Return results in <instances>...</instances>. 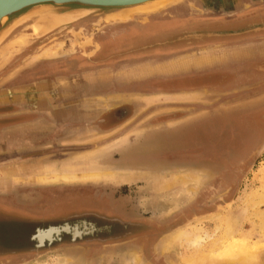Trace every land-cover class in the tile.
Segmentation results:
<instances>
[{"label": "rangeland", "instance_id": "obj_1", "mask_svg": "<svg viewBox=\"0 0 264 264\" xmlns=\"http://www.w3.org/2000/svg\"><path fill=\"white\" fill-rule=\"evenodd\" d=\"M187 3L193 6L191 0H183L161 11L125 21L88 15L72 21L71 31L65 30L55 36V30L39 32L34 22L29 20L16 26L0 42V100L6 103V106H0V126H8L15 120L21 122L24 116H19L25 115L22 110L39 109L44 105H47L48 111L34 110L25 120L64 125L67 119H71L70 115L61 117V113L57 112L59 115L52 118L50 109L55 111L68 103L78 104L77 107L83 109L82 112L77 111L78 119L92 118L85 110L90 107L88 103L90 105L95 89L101 93H108L109 90L139 93L134 96L135 102L130 107L133 121L146 118L167 122L179 116L188 119V114H194L192 125H197V128L193 126L190 129L183 126L188 121L181 126L167 122L164 129H157L138 124L122 133L125 138L110 145L92 142L93 132L86 129L83 137L80 135L72 139L65 131L62 141L53 139L50 143H42L40 134H35L33 138L19 134L14 137L12 129L1 130V202L7 203L8 196L14 192L18 201L34 197L37 185L31 180L35 177L39 179L49 170L60 172L68 169L78 174L86 167H93V170L102 172L97 179L67 180L71 184L61 183L58 187H78L91 192L89 200L83 202L85 207L75 212L80 217L95 210L91 202L102 194L105 199L116 203L111 211H115L124 222L108 220L106 224L102 220L88 218L99 228L93 238L106 239L105 243L88 244L92 235L85 234L78 240L83 250L76 249L78 246L72 247V239H66V245L61 249H49L56 246L55 243L46 240L37 245L33 232L44 221L43 226H47V221L53 218L42 217L38 222L34 217L43 214L19 213L2 205L0 264H264V111L218 110L228 106H219L221 97L214 96L209 103L216 110L199 111L201 103L193 107L197 108V113L193 110L183 112L175 109L178 106L172 102H157L156 96L140 95L142 83L132 82L136 81L132 80L135 78L131 79V74L126 73H131L133 69L157 71L158 61L125 60L140 58L147 53L142 49L148 45L163 46L174 44L178 38L183 39L188 30L180 28L183 29L180 31L174 26L177 25V18H185L189 13ZM257 3L254 9L246 10L244 16L256 17L260 12L264 13V0ZM248 24L251 27L264 25V18L249 21ZM220 29L211 27L207 36ZM133 31L136 33L131 35ZM156 83L153 82V85ZM20 88H31L33 94L19 95ZM35 89H43L42 93L50 90L53 96H39L41 92L37 95ZM243 98L246 100L249 96ZM254 105L251 107L264 109V101ZM8 110H15L18 116L4 113ZM18 155L24 162L26 158L40 157L31 161L26 159L25 167L17 166L15 170L12 162L17 159L13 157ZM43 155L52 158L49 161L46 157L42 158ZM55 157L58 159L54 160ZM32 163L34 166L30 169ZM3 167L9 169L1 170ZM177 177L181 180L174 182ZM167 180L174 183L164 188L157 187ZM15 181L20 182L13 187ZM69 192L72 194V190ZM49 202L54 204V198ZM32 208L27 209L31 211ZM53 208L48 204L47 207L39 204L34 212L43 213ZM243 209L245 212L242 214ZM232 217L239 219L238 227L234 226L233 232L225 237V244L233 239L241 242L245 250L253 245L261 248L247 252L232 244L227 246L232 250L219 245L220 236ZM17 218L25 223L26 233L17 232L12 222ZM104 225H107L106 228ZM179 228L199 229L201 233L205 231L209 234L214 231L212 234L216 242L209 240L198 249L166 245ZM16 234L24 237L16 240ZM16 241L20 242L21 250H26L16 251ZM220 248L223 250L218 253Z\"/></svg>", "mask_w": 264, "mask_h": 264}, {"label": "crops", "instance_id": "obj_2", "mask_svg": "<svg viewBox=\"0 0 264 264\" xmlns=\"http://www.w3.org/2000/svg\"><path fill=\"white\" fill-rule=\"evenodd\" d=\"M193 4V3H192ZM174 48L171 51L167 52H153L144 54L140 58H134V59H127L125 62H140V61H158L156 63L157 71H146L143 72L142 70H136L133 69L131 73L129 71H126L130 78H135L132 80V82H141L142 84L145 82H149L148 85H152V88H160L156 90L155 93H141L140 95H145L146 97L149 96H156L157 102H172L178 107L175 109L186 111V112H194L197 113V108L200 104L203 106L200 107L199 111H205L210 112L213 111L214 106H212V103H209L211 99L214 98V96L221 97V102L218 103L219 106H228V107H221L218 110H230L233 108H236L237 106L243 105V104H261V102L264 101V89L258 92H254V94H251L247 100L243 98V94H246V92L254 89H261V87H264V33L263 34H250L247 33L243 37H236V38H228L223 39L222 37H215L214 40L211 43H203L201 45H194L192 43L186 44V42L181 45H176L172 47ZM167 50H170L169 48ZM141 59V60H139ZM170 68L172 72H170ZM148 70V69H147ZM169 70V71H168ZM168 71V72H166ZM133 72L135 74H133ZM151 72V73H150ZM147 73H150L151 75L146 77ZM153 82H158L156 85H153ZM31 88H20L18 89L21 93H26L32 95ZM36 93L41 92L39 96H48L51 97L52 92L47 91L42 93L43 89H35ZM94 93L92 100L90 101V105L88 103V106L92 107L91 109H99V111H103L109 107L118 106V105H132L134 104V96L139 95V93L131 92V91H123V92H117L116 90H109L108 93H101L99 90L95 89L93 91ZM98 92V93H97ZM141 92V91H140ZM263 98V100H262ZM47 99V98H46ZM52 99V98H51ZM149 99V98H148ZM246 103H243L245 101ZM51 102L53 100H50ZM4 101L0 100V106H6V103H2ZM154 102V101H152ZM151 102V103H152ZM147 104H150L147 102ZM231 106V107H230ZM165 109V108H164ZM34 110H40V111H48L47 105L40 106L39 109ZM34 110L24 109L22 112H24L25 115H21L19 117L24 116V120H21V122L15 120L12 124L8 126H0V136H1V130H4L6 128H10L14 131V137L17 136H24L28 135L29 137H34L35 134H40L41 136H52L55 134L57 141H62V136L65 137V131L69 133L72 137V139H75V133L69 132L68 129H64L61 123L56 124L53 126L49 123V125H46L43 121L39 120H25L26 117H29V113L33 112ZM13 112L4 111V113H13V116H18L15 112V110H12ZM50 111V110H49ZM163 111V110H162ZM207 114V113H206ZM97 115V114H96ZM188 119H186V116H179L175 120H169L167 121L169 124L173 125H180L186 123L187 121L189 123L183 125V126H191L190 121L191 117L193 118L194 114H188ZM133 116H131L130 119L126 120L123 125H120L117 128H124L126 127L127 123L132 121ZM15 119L17 117H14ZM37 122H43L38 124ZM165 121H152L149 119H146L145 122L138 123L140 126L145 128H151L156 127L157 129H164L165 124L168 123ZM137 124V125H138ZM52 125V126H51ZM136 126V125H135ZM194 128H197V125H193ZM134 127V126H133ZM115 130V129H114ZM18 132V133H17ZM114 131H93V135H91L92 139H90L92 142H98L100 144L110 145L117 143L120 141L119 139L125 138L122 134L118 137L112 136ZM77 135V134H76ZM87 135H85L86 137ZM89 136V135H88ZM83 137V136H82ZM68 138V137H67ZM31 139V138H30ZM42 142V141H41ZM45 143V142H42ZM40 156L36 157H30L26 158L27 160H37ZM46 157L47 160L50 161V158L48 155H43L42 158ZM13 158H17L13 160L12 165H14L12 168L16 170L17 166L25 167L26 164L22 160L20 156H14ZM56 158V157H55ZM58 158L54 159L57 160ZM34 166V164H30V169ZM6 167H3L1 170H8L5 169ZM26 169V168H24ZM84 169L90 170L89 167H86ZM94 169V168H93ZM55 171L61 174H65L67 177L71 178L73 176H79L80 173H73L71 170L63 169V171L58 172L57 170H49L48 174H44L42 176H39V179L36 177L33 178L31 181H33L34 184L37 185V187H50V186H56L58 187L59 184H71V181L67 180H57L51 181L49 178H51L50 175H53ZM73 173V174H72ZM95 174L101 175L100 171L94 170ZM47 176V177H46ZM50 176V177H49ZM48 179V180H47ZM46 180V181H45ZM74 180H80L74 179ZM20 181H15L14 186H16ZM61 184V185H62ZM52 188V187H51ZM2 189H0L1 191ZM66 195V194H65ZM62 195L60 198L58 196H52L54 198V204L47 202L43 203L44 207H47V204L50 206H57L60 205L62 207H69V206H77L78 202L80 201L83 195H80V193L75 192L68 195ZM28 198V197H27ZM51 198V199H52ZM31 198H28L29 200ZM62 201V202H60ZM42 205V204H41ZM22 213V210L19 211ZM31 214H39L36 212L28 211ZM46 234H40L39 238L40 241L43 237L49 236V233L51 231L45 232Z\"/></svg>", "mask_w": 264, "mask_h": 264}, {"label": "flooded vegetation", "instance_id": "obj_3", "mask_svg": "<svg viewBox=\"0 0 264 264\" xmlns=\"http://www.w3.org/2000/svg\"><path fill=\"white\" fill-rule=\"evenodd\" d=\"M193 3V6L191 7L189 3H187V9L189 13L186 15V17H179L177 18V25L174 26L175 29L178 30H188L186 31L187 33L184 34L183 39L178 38L176 41L173 43L176 45H181V43H192L194 45H201L204 42L205 43H211L215 37H222L223 39H228V38H236V37H243L247 33L250 34H261L264 33V27L263 24L258 25V26H253L249 25V21H259L262 18H264V13H259L256 15V17H250L248 15L244 16V13H246L248 9H254L258 3V0H191ZM254 7V8H253ZM201 11L202 13H198ZM237 15H243V17H234ZM184 18V19H182ZM219 27L221 28L220 31L217 33H213L210 36L208 35V31L210 30L211 27ZM173 28V29H174ZM183 28V29H180ZM136 33L133 31V33L130 32L131 35ZM149 33H147L148 35ZM145 35V37H147ZM205 35V36H204ZM177 42V43H176ZM174 44H164L163 46H153V45H148L150 48L147 46L146 48H143L142 51L148 54V53H153V52H167L171 51L174 48ZM160 45V42L158 43ZM153 47V48H152ZM170 50H167V49ZM127 60V59H126ZM141 93H155L156 90L160 88H152V85H148V83H143L142 87L139 88ZM264 87H261V89H254L253 91L250 90L246 92V94H243V96H251V94H254V92H258L263 90ZM247 100V99H246ZM78 104L75 103H68L65 104L55 111L53 109L51 110V113L54 115H59L56 114L57 112L61 113V117H68L67 115H70L71 119H67V123L62 125L64 129H68L69 132L75 133L74 137H79L80 135L82 136L85 131H114L112 136L118 137L122 135V133H125L126 131H129L133 126L137 125L139 122H145L146 118L135 120V121H130L124 128H117L120 125H123V123L126 122V120L130 119L131 116L133 115L131 113L130 107L131 105H118L109 107L101 113H98L97 110L91 109L92 107H88L86 112H89V115L92 118L88 119H78V112L83 109L77 107ZM254 104H246L244 107H239L237 106L235 108V111H264V109H259V106L256 107H251ZM242 106V105H240ZM249 106V107H248ZM255 106V105H254ZM239 107V108H238ZM78 109V110H77ZM234 109V108H233ZM232 110V109H230ZM78 111V112H77ZM185 112V111H183ZM68 113V114H67ZM98 114V115H96ZM41 117V116H40ZM44 118V117H42ZM77 119V120H76ZM46 120V119H45ZM33 121V120H32ZM189 123V122H188ZM191 126L190 129L193 127L192 123L193 121H190ZM52 126V125H51ZM86 129V130H85ZM115 129V130H114ZM123 129V130H122ZM77 134V135H76ZM69 137H73L69 135ZM56 136L55 134L52 136H41L40 140L42 142H52L53 139H55ZM19 156V155H18ZM72 187L70 188H64V187H37L35 190V196L32 197L31 199L27 200H17L18 196L16 192L13 193V195H10L8 197V200L5 201L7 203H3L0 200V206L5 205L9 209L16 210V212H19L22 210V212H28L27 208H32L33 206V211L30 209L32 212H34L35 208L39 204L47 203L50 201L52 196H58L59 198L64 195V193H68L70 190H72L71 193L78 192L80 195H83L80 201L77 203V206H69V207H62L60 205H57L53 208L51 211H45V212H40L39 214H43L41 216L34 217L38 222H40V218L43 217V219H46L45 217H51L54 220L52 221H47L48 224L47 226H41L38 229H35V233L33 232L34 240L37 242V245H42L44 241H51V243H55L56 246H50L49 249H61L65 247V240L66 239H72L71 246H78L76 249L78 250H83V246L79 244L78 240L82 239L85 234L87 235H92L91 239L89 240L88 244H97V243H105V240H102V238L94 237L96 234L95 232L99 229L97 226V223H93L92 221H89L88 218H92L93 220L97 221H103L107 224L109 222L108 220H113L119 223L124 222L122 219L117 217V213L115 211H111L113 207H116L115 202H111L110 199H105L106 197L102 194H98V199L97 200H92V205L94 206L95 210L92 213L87 212L86 215H80L75 213L82 208L85 207L83 204L84 201L89 200V194L91 192L87 189H79L78 187ZM84 189V190H83ZM100 193V192H99ZM70 194V192L68 193ZM2 196H0V199ZM7 198V197H6ZM4 201V200H2ZM16 202V203H15ZM19 202V203H18ZM62 202V201H60ZM21 204V205H19ZM72 209V210H68ZM37 213V211H35ZM48 212H50L49 215ZM20 213V212H19ZM18 213V214H19ZM72 214V216H68L69 214ZM120 214V213H119ZM4 215V214H2ZM47 215V216H45ZM5 216V215H4ZM14 217V216H13ZM4 220V219H3ZM11 220V219H10ZM7 220V221H10ZM42 220V219H41ZM12 222L16 226V230L19 233H26L25 231V223L22 222L20 219H12ZM104 223V224H105ZM105 228L107 225H104ZM47 231H51L49 236L43 237L42 240L40 241L39 235L44 234ZM18 233V234H19ZM24 237V236H23ZM22 235H17L15 236L16 240L22 239ZM68 237V238H67ZM103 241V242H101ZM15 245L14 247L16 248V251L18 249L20 251L26 250L23 249L21 250L20 248V242H14ZM107 243V242H106ZM31 249V248H30ZM19 252V251H18Z\"/></svg>", "mask_w": 264, "mask_h": 264}, {"label": "water", "instance_id": "obj_4", "mask_svg": "<svg viewBox=\"0 0 264 264\" xmlns=\"http://www.w3.org/2000/svg\"><path fill=\"white\" fill-rule=\"evenodd\" d=\"M183 0H0V42L16 26L32 20L39 32L54 36L70 30L72 21L88 16L127 20L161 11Z\"/></svg>", "mask_w": 264, "mask_h": 264}, {"label": "bare ground", "instance_id": "obj_5", "mask_svg": "<svg viewBox=\"0 0 264 264\" xmlns=\"http://www.w3.org/2000/svg\"><path fill=\"white\" fill-rule=\"evenodd\" d=\"M154 1H157V0H154ZM142 16L143 15H148V13H145V14H141ZM136 15H134L133 17H135ZM119 20V19H118ZM118 20H116V21H118ZM128 20V19H127ZM120 21H125V20H120ZM35 22V21H34ZM264 145V144H263ZM88 156V155H87ZM93 167H91V168H89L90 170H87V169H83L82 170V172L80 173V175L79 176H73V177H71V178H69V177H67L64 173L63 174H61V173H58L57 174V172L55 171V173H53V175H50L51 176V178H49V180H51V181H56V180H58V179H61V180H74V179H80V180H87V179H94V178H98L99 177V174L97 175V174H95L94 173V170L92 169ZM54 171V170H53ZM73 174V173H72ZM78 175V174H77ZM49 176V177H50ZM47 177V176H46ZM48 180V179H47ZM176 180H181V177H177V178H175V180H174V182L176 181ZM46 181V180H45ZM57 182V181H56ZM174 182H168V180L167 181H165V183H163L162 185H160V184H158L157 185V187H162V188H164V186H166V185H169V184H171V183H174ZM170 187V186H169ZM246 202V201H245ZM264 203V202H263ZM242 204H244V202L242 203ZM250 206H253L252 204L250 205ZM245 208V207H244ZM263 211V210H262ZM245 212V209H243L242 210V214ZM263 216V215H262ZM239 219H237V217H232V218H230V220H229V222H230V224L228 225V226H226V228L224 229V233L220 236L221 238H220V240H219V245L222 247V248H225L226 247V250L228 249V250H232L231 249V247H227V246H229V244H232L234 247H236V248H242L243 249V244L241 243V242H238L237 240L236 241H234L233 239H232V241L231 242H229V243H226L225 244V237L226 236H229L232 232H233V227L234 226H237L238 225V223H239V221H238ZM263 220H264V218H263ZM263 226H264V222H263ZM238 227V226H237ZM196 229V228H195ZM214 232V231H213ZM212 232V233H213ZM263 234H264V227H263ZM209 234V233H206L205 231L204 232H200L199 231V229H196L195 231H193V230H189V229H180L179 228V230H177L176 232H174L173 234H172V236H171V238L170 239H168L167 240V242H166V245H172V244H174V245H177V246H182V247H185V248H194V249H198V248H200V247H202V245H204L206 242H208L209 240H214V242L213 243H215L216 241H215V239H214V233L213 234ZM43 234V233H42ZM44 234H46V233H44ZM43 234V235H44ZM50 234V233H49ZM40 238H41V236H40ZM39 238V239H40ZM224 239V240H223ZM223 240V241H222ZM230 241V240H229ZM218 245V246H219ZM231 245V246H232ZM262 246H257V245H253V246H250V249L249 250H245V249H243V251H247V252H254V250H256V249H259V248H261ZM233 248V247H232ZM236 248H234V251H236L235 249ZM221 250H223V249H221L220 248V250L218 251V253H220V251ZM225 250V251H226ZM237 250H239V249H237ZM222 252V251H221ZM246 252V253H247ZM256 253V252H255ZM252 254V253H251ZM250 255V254H249ZM255 255V254H254ZM257 255V254H256ZM255 255V256H256ZM260 256V255H259ZM247 257H249L248 255H247ZM251 257V256H250ZM255 258V257H254ZM261 259V258H260ZM249 260V259H248ZM134 261H137L135 258H134ZM243 261H244V256H243ZM247 262H249V261H247ZM262 264V263H261Z\"/></svg>", "mask_w": 264, "mask_h": 264}]
</instances>
